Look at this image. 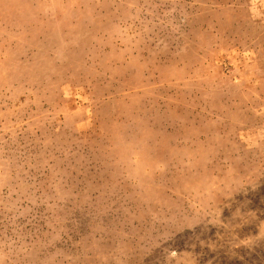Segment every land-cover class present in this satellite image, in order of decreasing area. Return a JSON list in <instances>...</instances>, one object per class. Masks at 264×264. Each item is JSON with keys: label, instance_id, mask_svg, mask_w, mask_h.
<instances>
[{"label": "rangeland", "instance_id": "obj_1", "mask_svg": "<svg viewBox=\"0 0 264 264\" xmlns=\"http://www.w3.org/2000/svg\"><path fill=\"white\" fill-rule=\"evenodd\" d=\"M0 264H264V0H0Z\"/></svg>", "mask_w": 264, "mask_h": 264}]
</instances>
